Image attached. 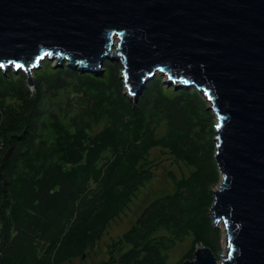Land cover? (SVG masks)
I'll return each instance as SVG.
<instances>
[{"label": "trees", "instance_id": "16d2710c", "mask_svg": "<svg viewBox=\"0 0 264 264\" xmlns=\"http://www.w3.org/2000/svg\"><path fill=\"white\" fill-rule=\"evenodd\" d=\"M102 64L95 75L42 63L32 86L23 72L0 70V264L86 257L152 179V148L192 169L171 175L174 189L149 201L94 264H167L186 236V258L199 244L216 253L212 111L193 88L163 86L157 75L131 100L119 63ZM67 89L74 97L53 105Z\"/></svg>", "mask_w": 264, "mask_h": 264}, {"label": "water", "instance_id": "95a60500", "mask_svg": "<svg viewBox=\"0 0 264 264\" xmlns=\"http://www.w3.org/2000/svg\"><path fill=\"white\" fill-rule=\"evenodd\" d=\"M53 57L100 73L120 60L133 99L161 72L202 92L220 175L209 213L227 250L199 244L179 264H264V0H0V69L32 86Z\"/></svg>", "mask_w": 264, "mask_h": 264}, {"label": "rangeland", "instance_id": "374dc122", "mask_svg": "<svg viewBox=\"0 0 264 264\" xmlns=\"http://www.w3.org/2000/svg\"><path fill=\"white\" fill-rule=\"evenodd\" d=\"M113 47V46H112ZM115 48L113 47V50ZM107 58H104L101 63ZM114 62H118L121 69H120V79L123 83V91L130 96L131 100L136 101V99H133L129 93L128 86L125 83V79L121 75V70H122V65L120 60H113ZM45 63L49 65L51 63L52 65L59 66V60L57 57H53L52 59L45 58L40 62V64ZM100 63V64H101ZM62 65H68L69 68L72 70H78L82 72H91L94 74L101 75L103 72V64H102V71H95V70H90L87 67L82 68V63H77L76 65H71L70 60L68 58L62 59ZM61 67V66H60ZM7 69H12V66L6 67V69L2 70H7ZM14 72H23L21 69L19 70H13ZM26 76L27 74L23 72ZM33 74V73H32ZM155 75L160 76L162 78V85L163 86H175L176 88H188V89H194L197 91V93L200 95L202 99H204L205 104L208 106L209 102L205 99L204 95L202 92L197 90L195 86H186V85H178L177 82L174 80L169 81L168 77L166 74L161 73H156ZM154 75V76H155ZM34 76V74H33ZM72 98L74 97L73 91H70L69 89L67 90H60L57 93L58 97V102L54 103L52 102L53 105L56 106H62L63 103L66 101L67 97ZM55 100V99H54ZM53 100V101H54ZM211 111V110H210ZM213 116V123H216L215 120V114L212 112ZM96 128V127H95ZM208 128V127H207ZM150 158L152 159L153 163H155L154 167V175L152 179L144 186L142 187L137 193L134 199L132 200L131 204L125 210L124 213L120 215V217L114 219L108 226V228L105 230L102 238L96 242L95 247L88 252L89 254L84 257L83 259L75 258L71 262H65L64 264H94L97 260L101 258L106 257V243L110 241L112 238H116V236L120 235L124 230H126L136 219L137 215H139L140 210L152 199L164 195L168 192H171L174 189V180L171 178V175L173 178H178L182 175H187V173L192 169V167H188L186 164L182 162H174L170 156L169 153L165 152L164 150H161L160 148H152L150 150ZM220 180V175L219 179ZM217 181V183H218ZM216 185L213 187V190L217 189L218 186ZM213 225L219 229L220 231V240L215 248L214 254H216L217 258H219V255L223 254L227 250L226 242H225V233L222 230L221 227V221H216L213 222ZM192 241L191 236H186L182 239V241L177 242L175 246L172 249H169L167 251L168 257L166 260L167 264H179L180 261L184 258H186L185 253L188 251L190 243Z\"/></svg>", "mask_w": 264, "mask_h": 264}, {"label": "bare ground", "instance_id": "6f19581e", "mask_svg": "<svg viewBox=\"0 0 264 264\" xmlns=\"http://www.w3.org/2000/svg\"><path fill=\"white\" fill-rule=\"evenodd\" d=\"M113 41H115V39L113 40ZM13 68V67H12ZM0 70H2V69H0ZM221 227H222V230H223V232H224V227H223V223L221 222ZM225 237H226V235H225ZM224 237V238H225ZM225 240V239H224Z\"/></svg>", "mask_w": 264, "mask_h": 264}, {"label": "built area", "instance_id": "2783aa9c", "mask_svg": "<svg viewBox=\"0 0 264 264\" xmlns=\"http://www.w3.org/2000/svg\"><path fill=\"white\" fill-rule=\"evenodd\" d=\"M0 227H1V224H0Z\"/></svg>", "mask_w": 264, "mask_h": 264}]
</instances>
